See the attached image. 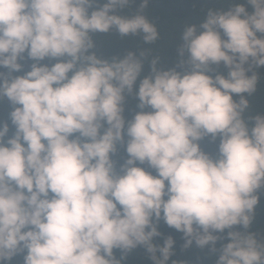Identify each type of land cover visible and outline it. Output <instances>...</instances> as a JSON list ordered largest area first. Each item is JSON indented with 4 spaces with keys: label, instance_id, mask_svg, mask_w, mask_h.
<instances>
[{
    "label": "clouds",
    "instance_id": "clouds-1",
    "mask_svg": "<svg viewBox=\"0 0 264 264\" xmlns=\"http://www.w3.org/2000/svg\"><path fill=\"white\" fill-rule=\"evenodd\" d=\"M149 2L0 0V102L15 129L0 122V264L20 254L23 264H126L137 248L169 264L176 240L161 222L215 264H264V234L251 230L264 112L249 100L264 67V0H230L185 24L171 68L150 47L97 55L96 33L156 44ZM25 60L30 70L14 75ZM221 62L226 76L212 67ZM206 137L219 140L214 155Z\"/></svg>",
    "mask_w": 264,
    "mask_h": 264
},
{
    "label": "trees",
    "instance_id": "trees-1",
    "mask_svg": "<svg viewBox=\"0 0 264 264\" xmlns=\"http://www.w3.org/2000/svg\"><path fill=\"white\" fill-rule=\"evenodd\" d=\"M102 2V0H101ZM141 0H135L132 8L139 7ZM235 2L242 3L244 0H235ZM230 5V0H150L148 8L149 19L153 20L160 31V39L154 45H143L139 37H120L115 33H96L93 34V40L95 41L97 55L105 59H111L113 56L123 57L128 51L136 52L139 55V49L142 47H150L153 49L154 54H160L162 57V64L166 68L176 66L180 57L176 49L178 43V35L182 31L185 24H198L200 23L209 8H227ZM248 10L251 11V6H248ZM130 9H124L120 14H129ZM258 35H260L258 33ZM26 56V53H25ZM186 59V57H185ZM24 64V68L21 72L14 73V75H23L24 72L30 70L31 60L20 61ZM41 63H55V61L49 62L47 59ZM217 73L227 75L228 69L223 65V62L219 66L213 65ZM147 70V68H146ZM179 70V69H178ZM260 76L257 92L249 97L251 111L253 114L257 112H264V67L254 69ZM0 71H7V69L0 68ZM215 74V73H211ZM251 75V73H249ZM238 99V97H234ZM137 101L131 100L126 106L125 116L131 118L132 112L135 109ZM12 110L11 105L7 100L0 102V122L7 121L10 125L9 136L14 132V127L11 126L9 119V112ZM219 140L215 142L211 141L210 137H206L200 141L201 148L208 153L215 154L217 151ZM126 154L124 149L121 148L119 156L124 157ZM122 162V160H121ZM159 230L164 235H172L176 240L174 246V255L171 260L186 261L187 264H215L217 259L216 254H209L207 248L201 250L192 245L189 249L182 250L181 245L184 241L181 239L182 234L176 232L174 229L168 228L163 222L159 226ZM252 231L264 234V194L260 197V202L256 209V218L252 225ZM156 243H162V238H157ZM226 243L227 241H223ZM220 244H217L219 247ZM119 256V252H116ZM10 264H23V254L17 255L12 259ZM126 264H151L143 248H137L129 254Z\"/></svg>",
    "mask_w": 264,
    "mask_h": 264
}]
</instances>
